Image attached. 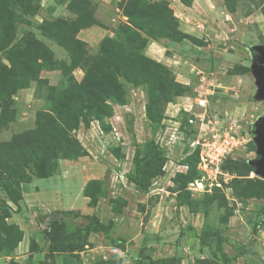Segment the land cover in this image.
<instances>
[{
	"label": "rangeland",
	"instance_id": "374dc122",
	"mask_svg": "<svg viewBox=\"0 0 264 264\" xmlns=\"http://www.w3.org/2000/svg\"><path fill=\"white\" fill-rule=\"evenodd\" d=\"M263 45L264 0H0V72L20 78L0 144L41 141L18 189L0 177V264H264L249 165ZM202 80L219 86L207 117L242 141L219 173L194 146ZM52 113L67 126L58 159L40 148Z\"/></svg>",
	"mask_w": 264,
	"mask_h": 264
},
{
	"label": "trees",
	"instance_id": "16d2710c",
	"mask_svg": "<svg viewBox=\"0 0 264 264\" xmlns=\"http://www.w3.org/2000/svg\"><path fill=\"white\" fill-rule=\"evenodd\" d=\"M19 83L20 78L17 79L15 76L11 75V72L8 71L7 68L0 72V103H3L2 99L15 93L16 89L19 87ZM39 83H42V81L39 80ZM39 123H43L40 125L41 130L42 126L45 127V129H43L45 134L43 135L44 140L42 141L40 148H45L46 151H50L51 148L57 149L52 152L50 158H60L61 151L64 150V146L60 143V141L67 137L66 124L62 123L61 120H58L54 113L50 115H39ZM37 143H41V141L38 142L37 133L35 131H31L21 135H15L10 142L0 144V177H7L11 180L13 186L18 189L19 183L24 182L23 179H25L26 176V167L23 165L22 161H25L29 154L35 153V150L38 149ZM230 160H232V158L227 159L225 164ZM260 196L264 199L263 180L260 183ZM263 218L264 208L259 216V221L257 222L255 229L256 227L262 225ZM86 231L94 234H106V228L98 222L90 223L86 228ZM62 235H64V233L59 232L58 230L46 233L47 238L51 239V241L60 238Z\"/></svg>",
	"mask_w": 264,
	"mask_h": 264
},
{
	"label": "built area",
	"instance_id": "2783aa9c",
	"mask_svg": "<svg viewBox=\"0 0 264 264\" xmlns=\"http://www.w3.org/2000/svg\"><path fill=\"white\" fill-rule=\"evenodd\" d=\"M199 29L203 26L199 25ZM219 86L202 80V93L196 97L197 109L203 111L199 116L198 133L194 141L201 164L208 172H221L226 160L233 158L242 145L241 138L232 129L223 128L217 121L207 117L208 98L216 94Z\"/></svg>",
	"mask_w": 264,
	"mask_h": 264
},
{
	"label": "water",
	"instance_id": "95a60500",
	"mask_svg": "<svg viewBox=\"0 0 264 264\" xmlns=\"http://www.w3.org/2000/svg\"><path fill=\"white\" fill-rule=\"evenodd\" d=\"M250 53L253 62L251 72L258 87L255 100L264 102V45L253 47ZM252 135L257 148V158L251 160L249 165L253 168L255 175L264 181V116L255 124Z\"/></svg>",
	"mask_w": 264,
	"mask_h": 264
},
{
	"label": "crops",
	"instance_id": "0c3cea01",
	"mask_svg": "<svg viewBox=\"0 0 264 264\" xmlns=\"http://www.w3.org/2000/svg\"><path fill=\"white\" fill-rule=\"evenodd\" d=\"M37 195H40L43 198V200H45L46 204H49V205L51 204L52 200H54V197L47 194V192L45 193V191Z\"/></svg>",
	"mask_w": 264,
	"mask_h": 264
}]
</instances>
